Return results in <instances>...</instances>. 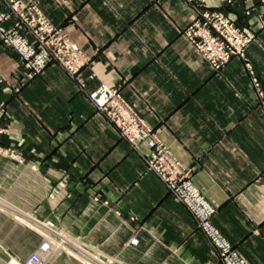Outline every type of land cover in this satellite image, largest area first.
Here are the masks:
<instances>
[{"label": "crops", "instance_id": "obj_1", "mask_svg": "<svg viewBox=\"0 0 264 264\" xmlns=\"http://www.w3.org/2000/svg\"><path fill=\"white\" fill-rule=\"evenodd\" d=\"M34 1L87 60L81 87L56 61L30 75L0 41V148L22 157L0 155V264L41 241L18 216L53 221L90 254L48 264H222L191 211L145 170L146 147L90 102L102 84L117 87L190 171L220 234L248 264H264V3ZM201 9L253 31L243 57L218 70L201 58L182 33Z\"/></svg>", "mask_w": 264, "mask_h": 264}, {"label": "built area", "instance_id": "obj_2", "mask_svg": "<svg viewBox=\"0 0 264 264\" xmlns=\"http://www.w3.org/2000/svg\"><path fill=\"white\" fill-rule=\"evenodd\" d=\"M4 1L10 7V12L0 11L2 45L19 56L30 75L39 74L48 61L54 60L83 87V81L77 73L86 58L77 45L62 31L51 27L29 0ZM10 14L18 19L12 26L6 25ZM30 34L32 41H29ZM183 34L214 70L220 69L235 56L243 57L245 48L254 37L250 29L240 26L223 11L208 9L199 11L184 28ZM259 95L260 106L264 111V93L260 91ZM87 97L134 148L145 145L146 151L142 153V158L147 169L153 170L164 182L167 191L191 211L199 229L215 247L221 263L248 264L213 226L211 218L215 207L194 186L189 171L184 170L172 157L152 129L122 98L119 89L102 84L89 92ZM50 248V242L43 241L36 251L28 254L23 261L16 259L15 264H46L45 255ZM9 264H13L11 259Z\"/></svg>", "mask_w": 264, "mask_h": 264}, {"label": "rangeland", "instance_id": "obj_3", "mask_svg": "<svg viewBox=\"0 0 264 264\" xmlns=\"http://www.w3.org/2000/svg\"><path fill=\"white\" fill-rule=\"evenodd\" d=\"M30 2H32L33 4H34V6H36V8H37V10L39 11V13L43 16V17H45V15H43V13L41 12V10L39 9V7H38V5L35 3V1L34 0H29ZM260 1H262V3H264V0H260ZM227 2H230V0H227ZM3 3H4V5H5V7H6V9L5 10H1L0 9V11H5V12H7V13H9L10 12V7H8V5L5 3V1L3 0ZM201 10H205V9H201ZM201 10H199V11H201ZM208 10H217V9H208ZM221 9H218V11H220ZM198 11V12H199ZM222 11V10H221ZM197 12V13H198ZM196 15V14H195ZM194 15V16H195ZM227 15V14H226ZM14 19V21H13V23L12 24H14V23H16L17 21H18V19L16 18L15 19V17L13 16V15H11L10 14V18H9V20L6 22V25H9L8 24V22L11 20V19ZM46 18V17H45ZM193 19V18H192ZM192 19H191V21H192ZM46 20L48 21V23H49V25L51 26V27H53V28H55V29H58V30H60L59 28H57V27H55L54 25H52L51 24V22L46 18ZM190 21V22H191ZM189 22V23H190ZM188 23V24H189ZM12 24L11 25H9V26H12ZM187 24V25H188ZM186 25V26H187ZM185 26V27H186ZM240 26H242V27H245V28H248V29H250L248 26H246L245 24H240ZM184 27V28H185ZM184 28L182 29V33H183V30H184ZM251 30V29H250ZM23 31V30H22ZM61 31V30H60ZM253 32V31H252ZM184 35V34H183ZM254 35V34H253ZM65 36H66V34H65ZM67 37V36H66ZM68 38V37H67ZM254 38V37H253ZM69 39V38H68ZM70 40V39H69ZM0 41H1V39H0ZM29 41H32V35L30 34L29 35ZM71 41V40H70ZM252 41V40H251ZM250 41V42H251ZM1 45H2V42H1ZM3 46V45H2ZM4 47V46H3ZM4 48H6V47H4ZM6 49H8V50H10L11 52H13L17 57H18V59L20 60V62H21V65L24 67V65H23V61L19 58V56L14 52V51H12L11 49H9V48H6ZM246 49V48H245ZM81 52V51H80ZM86 60H87V58H86ZM50 61H54V60H50ZM50 61H48V62H50ZM47 62V63H48ZM57 62V61H56ZM46 63V64H47ZM58 63V62H57ZM86 63V62H85ZM84 63V64H85ZM45 64V65H46ZM59 64V63H58ZM83 64V65H84ZM44 65V66H45ZM60 65V64H59ZM62 67V66H61ZM44 68V67H43ZM63 68V67H62ZM67 72V71H66ZM37 75V74H36ZM109 87H114V86H109ZM260 92V91H259ZM2 133V129L0 128V134ZM157 138V137H156ZM145 146V145H144ZM0 155L1 156H3V157H7L8 159H13V160H15L17 163H21L22 162V157H20L17 153H15L13 150H11V149H7V148H0ZM143 159V158H142ZM143 161H144V159H143ZM144 164H145V161H144ZM184 170H187V169H185L184 167H182ZM145 170H147V171H152V172H154L153 170H149V169H147V167H146V164H145ZM187 171H189V170H187ZM155 173V172H154ZM156 174V173H155ZM157 175V174H156ZM189 175H190V171H189ZM158 176V175H157ZM159 177V176H158ZM160 178V177H159ZM160 180H161V178H160ZM162 181V180H161ZM163 182V181H162ZM164 183V182H163ZM19 219V218H18ZM20 220H22V221H24V222H26L25 224H27V225H29V227H31L32 229H34L35 231H37L40 235H41V241H40V243L37 245V247L34 249V250H32L31 252H34V251H36L37 249H38V247H39V245L43 242V241H47L48 243L50 242V244H51V248H50V251H49V253L48 254H46L45 255V258H46V264H48V262H49V260L55 255V254H59V253H66V254H69L71 257H75L76 259H79V260H84L85 258H89V252H88V250H86V249H81L80 247H78V246H76V243H74L73 242V240L70 238V237H68V236H66L64 233H62L59 229H57V227H56V225H55V223L53 222V221H50V220H47V221H41V220H38L36 217H32V216H29V219H27V218H24V217H22V219H20ZM133 239H135L136 240V242H132V240ZM131 243L132 244H136L137 243V239L136 238H132L131 240ZM229 243V242H228ZM31 252H29V254L31 253ZM218 254V253H217ZM27 257V256H26ZM25 257V258H26ZM24 258V259H25ZM13 259H15V258H13ZM23 259V260H24ZM9 260H10V258L8 259V264H9ZM18 260V259H17ZM22 260V261H23ZM86 260V259H85ZM88 261V260H87ZM247 262V261H246ZM12 263V262H11ZM90 264H93L92 262H89ZM13 264H15V263H13Z\"/></svg>", "mask_w": 264, "mask_h": 264}, {"label": "bare ground", "instance_id": "obj_4", "mask_svg": "<svg viewBox=\"0 0 264 264\" xmlns=\"http://www.w3.org/2000/svg\"><path fill=\"white\" fill-rule=\"evenodd\" d=\"M18 218H19V219H22V217H19V216H18ZM88 261H89V260H88ZM11 262H12V263H15L16 260H13V258H12V259H11ZM90 262H91V261H90Z\"/></svg>", "mask_w": 264, "mask_h": 264}]
</instances>
